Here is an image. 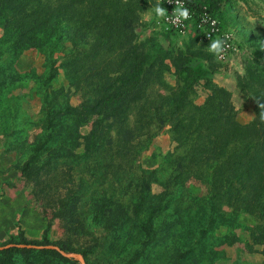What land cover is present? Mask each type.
I'll list each match as a JSON object with an SVG mask.
<instances>
[{
	"label": "rangeland",
	"instance_id": "rangeland-1",
	"mask_svg": "<svg viewBox=\"0 0 264 264\" xmlns=\"http://www.w3.org/2000/svg\"><path fill=\"white\" fill-rule=\"evenodd\" d=\"M123 1L137 4L138 41H147L148 47L158 44L178 51L194 44L208 51L210 41L194 27L186 33L167 31L150 8L157 0ZM216 16L223 29L233 33L235 49L228 60L213 55V82L232 93L238 120L248 123L255 116L254 101L231 82L237 84V76L245 74V60L257 42L264 40V0H230ZM3 23L0 21V246L47 239L64 246L67 253L87 250L86 264H128L142 249L136 225L148 220L153 206L175 192L173 177L186 164L184 158L189 157L191 144L179 146L180 138L170 124L160 128L156 118L148 115L153 103L141 105L142 111L129 115L133 127L141 126L129 143V156L120 155L116 125H107L105 130V136H112L113 141L85 155L90 119L81 123L74 139L64 133L49 139L48 109L66 99L78 105L83 94L91 90L88 69L82 66L85 61L79 55L88 45L80 38H71L70 25L64 21L57 29L50 27L41 34L40 46L15 54L11 41H4ZM110 59L113 66L123 70L117 52L106 51L99 56L100 63ZM167 64L169 68L160 73V79L174 85L175 68L168 60ZM158 81L155 78L147 92L154 104L159 103L160 93L168 92ZM196 88L192 102L202 104L208 90L203 83ZM145 109L147 121L140 118ZM45 141L47 148L35 155L40 171L30 178L22 168ZM211 171L209 167L201 169L200 175L183 174L180 181L184 179L187 185L186 194L171 200L167 209H155V222L171 225L162 236L163 246L133 264H172L175 247L182 252L192 250L183 256L181 264H264V243L253 238L256 217L227 204L221 208L223 216L217 218V225L195 242L200 234L198 220L207 218L200 210V196L208 191ZM144 177L152 181L149 198L139 207V183ZM2 255L0 252V258ZM29 257L36 264H71L47 253L32 252ZM12 264L27 262L17 252Z\"/></svg>",
	"mask_w": 264,
	"mask_h": 264
},
{
	"label": "trees",
	"instance_id": "trees-1",
	"mask_svg": "<svg viewBox=\"0 0 264 264\" xmlns=\"http://www.w3.org/2000/svg\"><path fill=\"white\" fill-rule=\"evenodd\" d=\"M187 1L190 7L198 11L206 6L217 15L223 11V4L230 0ZM137 18V4L133 1L0 0L4 41H11L15 54L27 47L40 46L41 34L50 27L57 29L64 21L70 25L69 36L80 38V42L85 41L88 45L79 55L85 61L82 66L88 69L86 75L91 90L83 94V101L78 105L66 99L48 109L49 139L63 133L69 139H74L79 135L77 129L81 123L90 119V130L85 136V155L103 146L104 142L113 141L112 136H105V130L107 125H116L120 155L129 156V143L133 141L135 129L141 127H133L129 115L134 110L142 111L141 105L153 103L148 115L156 118L160 128L170 124L180 138L179 146L191 144L190 155L184 158L186 164L173 177L175 192L153 206L148 220L136 225L142 236V249L134 253L128 264L136 263L143 255L149 257L155 249L163 246L162 236L171 225L167 222L157 224L154 213L161 207L167 209L171 200H180L186 194L187 185L184 179L180 181L183 174L200 175L201 169L209 167L212 168L208 178L209 188L205 195L200 196V210L207 218L198 220L197 230H200V234L195 236V242L217 225V218L223 216L221 208L227 204L238 212H247L256 217L258 222L253 230V238L264 243V120L260 118L262 109L259 106L264 103V40L257 42L252 55L245 60V74L237 76L238 88L255 104L254 118L242 123L238 120L232 93L213 82V54L194 44L178 51L158 44L148 47L147 41H138ZM106 51L118 53L123 70L113 66L111 59L105 63L99 62L100 54ZM167 60L175 68L174 85L160 79V73L169 68ZM77 73L74 72L75 75ZM155 78L161 87L168 89L167 94L158 95V104H154L147 95ZM201 83L208 94L202 104H194L192 96ZM64 90L62 88L61 91ZM143 115L147 117V109L140 117L147 121ZM61 118L65 122H57ZM58 126L59 132L56 129ZM46 141L22 168V172L30 178L40 171L35 155L41 148H47ZM49 162L43 163L42 167ZM151 181L149 177H144L139 183V207L149 198ZM179 205L176 204L175 208L179 209ZM180 217L183 219V216ZM21 241L34 245L52 244L47 239L42 242ZM174 249L176 255L172 257V264H181L183 256L192 251L190 248L183 252L181 248ZM0 252L3 253L0 264H12L17 252H21L27 264H36L29 257L32 252L47 253L78 264L75 258L63 256L56 249L15 246ZM81 253L86 258L87 250Z\"/></svg>",
	"mask_w": 264,
	"mask_h": 264
},
{
	"label": "built area",
	"instance_id": "built-area-1",
	"mask_svg": "<svg viewBox=\"0 0 264 264\" xmlns=\"http://www.w3.org/2000/svg\"><path fill=\"white\" fill-rule=\"evenodd\" d=\"M165 7L167 12L166 18H161V24L165 27L167 31H176L179 33H186L190 31L193 27L198 31L203 38L210 41L209 35L213 39L222 38L225 41V51L218 57L220 60H228L233 49V33L230 31H225L221 25L219 18L211 13L206 6L202 7L201 10L192 8L189 6L187 0H183L185 6L190 9L191 18L183 22L177 21L172 22L171 12L175 7L174 3H170L169 0H160Z\"/></svg>",
	"mask_w": 264,
	"mask_h": 264
},
{
	"label": "clouds",
	"instance_id": "clouds-1",
	"mask_svg": "<svg viewBox=\"0 0 264 264\" xmlns=\"http://www.w3.org/2000/svg\"><path fill=\"white\" fill-rule=\"evenodd\" d=\"M169 2L175 4V7L171 12L173 23H176L177 21L183 22L191 18L190 9L185 6L183 0H169ZM162 5L163 4L160 0H157L156 4L152 5L150 8L157 17L166 18L168 10ZM209 37L210 43L207 46L208 51L216 57H220L225 51V41L222 38L213 39L211 35H209ZM259 106L262 109L260 112V118L264 120V103H261Z\"/></svg>",
	"mask_w": 264,
	"mask_h": 264
},
{
	"label": "water",
	"instance_id": "water-1",
	"mask_svg": "<svg viewBox=\"0 0 264 264\" xmlns=\"http://www.w3.org/2000/svg\"><path fill=\"white\" fill-rule=\"evenodd\" d=\"M28 247V248H38V249H42V248H49V249H56L57 251H59L63 256L66 257H76L78 260L81 261L82 264H86L84 255L81 253H77V254H72V253H67L65 252L60 246L58 245H34V244H25V243H9L7 245L4 246H0V250H4L10 247Z\"/></svg>",
	"mask_w": 264,
	"mask_h": 264
},
{
	"label": "crops",
	"instance_id": "crops-1",
	"mask_svg": "<svg viewBox=\"0 0 264 264\" xmlns=\"http://www.w3.org/2000/svg\"><path fill=\"white\" fill-rule=\"evenodd\" d=\"M231 83H233V85H234V88H235V86H237V84H236L235 82H231Z\"/></svg>",
	"mask_w": 264,
	"mask_h": 264
}]
</instances>
